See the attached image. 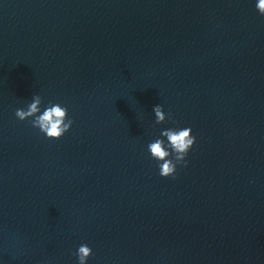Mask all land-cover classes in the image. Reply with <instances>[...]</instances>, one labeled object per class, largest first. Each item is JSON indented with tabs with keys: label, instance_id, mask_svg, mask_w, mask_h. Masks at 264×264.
<instances>
[{
	"label": "water",
	"instance_id": "water-1",
	"mask_svg": "<svg viewBox=\"0 0 264 264\" xmlns=\"http://www.w3.org/2000/svg\"><path fill=\"white\" fill-rule=\"evenodd\" d=\"M256 3L0 0V264H264ZM34 95L67 108L60 139L15 116ZM184 127L161 177L147 146Z\"/></svg>",
	"mask_w": 264,
	"mask_h": 264
},
{
	"label": "clouds",
	"instance_id": "clouds-1",
	"mask_svg": "<svg viewBox=\"0 0 264 264\" xmlns=\"http://www.w3.org/2000/svg\"><path fill=\"white\" fill-rule=\"evenodd\" d=\"M256 8L264 16V0H257ZM42 98L34 95L31 103L26 109H17L15 116L21 120H30L33 127L38 128L48 139L58 140L70 130L74 121L68 118V110L59 103H49L41 112ZM155 122L163 123L166 118L170 119L169 113L166 117L162 106L155 105L153 108ZM164 139L157 138L149 143L147 148L151 153V158L158 162L159 175L161 177L175 178L177 165L187 166L186 156L196 142V137L192 135L190 127L181 129H167L161 132ZM92 254V249L87 244H82L77 250L78 264H86L88 257Z\"/></svg>",
	"mask_w": 264,
	"mask_h": 264
}]
</instances>
